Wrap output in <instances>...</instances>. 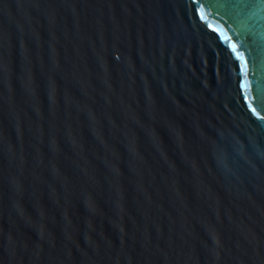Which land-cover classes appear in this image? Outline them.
Returning a JSON list of instances; mask_svg holds the SVG:
<instances>
[{
    "label": "water",
    "instance_id": "1",
    "mask_svg": "<svg viewBox=\"0 0 264 264\" xmlns=\"http://www.w3.org/2000/svg\"><path fill=\"white\" fill-rule=\"evenodd\" d=\"M0 264H264V0H0Z\"/></svg>",
    "mask_w": 264,
    "mask_h": 264
}]
</instances>
